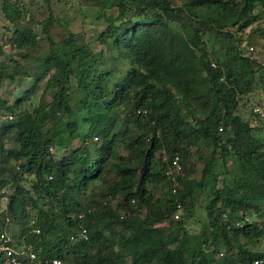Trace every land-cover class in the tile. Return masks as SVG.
<instances>
[{
  "label": "trees",
  "instance_id": "16d2710c",
  "mask_svg": "<svg viewBox=\"0 0 264 264\" xmlns=\"http://www.w3.org/2000/svg\"><path fill=\"white\" fill-rule=\"evenodd\" d=\"M2 1L13 33L0 41V81H39L51 71L48 86L60 79L46 104L42 97L31 109L29 93L15 104L0 103L9 115L0 125V189L8 198L0 239L19 222L21 234L11 246L69 264L129 258L131 264H264V251L242 243L264 235V142L254 134L264 129V107L251 109L255 121L238 113L240 98L256 91V75L264 78V64L247 49L257 42L255 30L247 50L240 34L264 11V0H87L105 18L99 41L115 42L135 64L109 91L106 73L98 72L106 63L101 51L77 46L74 34L60 42L49 36L47 58L31 63L34 19L15 1ZM42 24L49 35L51 15ZM199 141L212 149L204 155L199 148L203 163L195 177L192 149ZM52 148L64 150V158L56 160ZM177 152L183 175L173 193L165 167ZM162 186L167 190L157 197ZM178 202L184 217L175 219ZM27 205L39 219H31ZM199 209L206 220L191 233L186 220L199 218ZM254 214L260 220L252 223ZM83 226L87 240L79 239ZM168 238L176 242L167 244ZM4 258L0 251V264Z\"/></svg>",
  "mask_w": 264,
  "mask_h": 264
},
{
  "label": "rangeland",
  "instance_id": "374dc122",
  "mask_svg": "<svg viewBox=\"0 0 264 264\" xmlns=\"http://www.w3.org/2000/svg\"><path fill=\"white\" fill-rule=\"evenodd\" d=\"M15 1L20 8L24 11L26 19H34L33 28L34 34L37 36L38 43L36 46L29 52V60L36 66L41 65L44 60L47 58L50 53V42L48 37L50 36L55 42H60L63 39L69 37L71 34L75 35V44L77 46H87L90 47L94 52L98 53L101 51V59L106 61L105 65L99 66L98 72L99 75L105 74V89L108 91L117 85L118 82L124 80V78L134 70L135 64L132 63L131 59H126L122 57L119 53V47L115 42H110L105 45L101 43L98 39L99 34L106 27L105 18H98L99 7L96 5H91L87 0H50L51 9L49 4L45 0H12ZM180 1V0H178ZM87 2V3H86ZM113 13H117V9L112 10ZM51 15V26L49 29V35L43 30L46 20ZM132 15V14H131ZM255 30V36L257 37L256 44L249 45L248 36L250 33ZM13 33V23L6 17L3 12V1L0 0V41L3 42L8 40ZM245 41L243 42V47L249 48V54L252 55L254 59L259 61L261 65L264 64V11L260 14L259 17L254 21V23L249 26L244 32L240 33ZM245 47V49H246ZM253 47V50L250 48ZM6 49L9 51V46L7 45ZM246 49V50H247ZM247 52V51H246ZM53 71L49 72L46 76L36 81V79L31 77H26L18 81L10 80H1L0 81V103L2 100L7 101L10 105L15 104L20 99L27 97L28 93L30 94L29 99H26L25 105L29 106L31 109L38 106L41 102V98L44 97V103H48L51 100V97L56 93L58 88V81L60 77L58 75L54 76L53 81L50 86H48V80L51 77ZM260 73L256 75V91H252L250 94H247L240 98V104L238 108V113L243 116L244 119H249L251 121L256 120V116L251 112V109L256 105H261L264 107V78L263 82H259ZM263 84V85H261ZM73 87L77 86L76 78H72ZM8 113L0 105V125H2L7 119ZM47 127L48 124L45 125ZM121 124L118 125L120 127ZM255 136L262 138L264 142V129L262 131H255ZM5 146L9 147L11 142L8 138L4 140ZM72 147L76 148L79 145L77 140L72 142ZM201 149L199 150V148ZM212 146L208 143L199 141L198 145L192 149V159L196 161L198 170L194 174L195 177L201 175L202 169V158H199V153H204L208 155L211 151ZM55 154V159L60 161L64 158V150H57L52 148L51 150ZM219 172V185L222 184L223 175L221 173V168ZM27 176H25L26 179ZM32 178V177H31ZM29 179V178H27ZM26 187H28V182H25ZM167 190L166 187H158L156 190L157 197H162ZM86 191L82 193V196H85ZM167 199V198H166ZM8 198L4 194V191L0 189V212L5 209L7 205ZM162 201V198L159 199ZM200 204H204V196H200ZM116 204V199L113 201ZM160 203V202H159ZM41 204L48 209L52 204L49 200L44 199L41 201ZM56 208V207H54ZM26 209L30 213L31 219H39L40 214L37 209L32 208L30 205H27ZM200 210V209H199ZM199 218L195 219L194 217L186 220V225L191 233H198L202 227V224L205 222L206 217L205 212L201 209L199 212ZM23 212L19 216H23ZM184 215V213H183ZM181 215V218L184 216ZM250 222H257L260 219L257 217V214L248 217ZM31 224V221L29 222ZM167 223H163L166 225ZM161 224L160 227L163 226ZM21 223H11L9 238L12 243H17L16 239L21 234ZM105 236H110L109 229L104 231ZM179 237L181 233L177 234ZM177 237V236H175ZM24 240V239H23ZM170 241H173V238H168L166 242L170 244ZM174 243L176 241H173ZM242 243L248 245L250 249L254 252L264 251V235L260 238H255L252 241H249L246 238H242ZM21 247H25L22 245ZM118 249V246H116ZM221 250L224 252L225 249L221 247ZM224 256L217 255L216 260H219ZM123 264H131L130 258L127 259Z\"/></svg>",
  "mask_w": 264,
  "mask_h": 264
},
{
  "label": "built area",
  "instance_id": "2783aa9c",
  "mask_svg": "<svg viewBox=\"0 0 264 264\" xmlns=\"http://www.w3.org/2000/svg\"><path fill=\"white\" fill-rule=\"evenodd\" d=\"M253 50V47L250 48ZM256 112H262L260 107L255 108ZM222 130V128H220ZM166 161V160H164ZM183 167L181 163V155L177 152L173 155L171 160H167L165 167V175L167 180L170 182L171 187L173 188V193L180 184V176L183 175ZM135 201V200H133ZM177 210L174 213L175 219H180L182 215V205L177 203ZM125 215V212H123ZM83 215L81 214V217ZM37 232L40 230L37 228ZM89 238L88 230L83 226L79 239L87 240ZM11 239L8 237L6 239H0V251L5 254V263L6 264H69L60 257H48L40 256L36 251H34L30 246L29 247H14L9 244ZM220 255H223V252H220ZM260 260H255V264H260Z\"/></svg>",
  "mask_w": 264,
  "mask_h": 264
}]
</instances>
